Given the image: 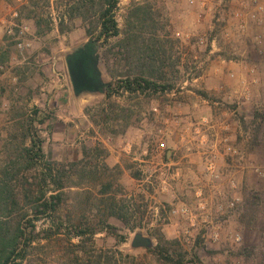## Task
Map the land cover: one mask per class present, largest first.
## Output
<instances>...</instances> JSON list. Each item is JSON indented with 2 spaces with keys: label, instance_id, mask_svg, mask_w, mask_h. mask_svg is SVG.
Listing matches in <instances>:
<instances>
[{
  "label": "rangeland",
  "instance_id": "1",
  "mask_svg": "<svg viewBox=\"0 0 264 264\" xmlns=\"http://www.w3.org/2000/svg\"><path fill=\"white\" fill-rule=\"evenodd\" d=\"M36 1L53 17L48 31L40 32L33 19L21 16L29 0H0V169L14 158L17 146L30 143L27 126L33 118L49 160L79 161L84 147L107 150L106 163L119 165L107 173L113 175L114 191L118 197L134 198L145 213L127 223L110 217L112 231L103 229L94 213L88 226L96 229L95 235L76 236L74 225L82 208L88 209V195L90 207L100 199L86 177L69 190V203L63 204L58 221L32 215L36 228L23 264H116L112 256L118 252L134 255L137 264H176L161 262L151 248L132 246L135 234L142 232L153 238L154 248L158 228L180 242L185 264H264V176L259 174L264 172V36L259 42L262 26L248 19L247 27L238 30L232 16L247 0H206L204 7L189 0H119L115 17L120 33L108 41L88 35L89 23L81 17H66L62 32L60 0ZM14 9L19 15L12 19ZM11 21L28 26L29 47L20 49L8 37ZM90 40L98 42L103 82L111 85L123 74L144 73L169 88L133 95L109 94V88L77 92L67 55ZM143 40L157 42L154 70L153 60L146 65L138 60L137 46L142 44L145 54ZM250 65L257 68L256 85L251 83ZM245 81L252 90L250 99L230 103L225 96H239ZM245 104L251 107L250 116L232 113ZM234 118L239 126L231 127L232 142L246 161L225 152L220 142L222 125ZM249 129L251 136L246 134ZM204 151L215 153L221 179L206 173ZM132 172H140V177ZM171 182L178 187L171 190ZM198 187L204 189L207 219L213 222L219 218L218 204L226 205L235 194L242 198L235 212L219 218L216 242L203 236L206 223L199 215ZM252 202L258 207L256 216L247 210ZM183 205L191 215L172 212ZM236 232L241 242L231 239Z\"/></svg>",
  "mask_w": 264,
  "mask_h": 264
},
{
  "label": "trees",
  "instance_id": "2",
  "mask_svg": "<svg viewBox=\"0 0 264 264\" xmlns=\"http://www.w3.org/2000/svg\"><path fill=\"white\" fill-rule=\"evenodd\" d=\"M60 2L64 6V11L58 16L62 32L66 27V17L70 20L81 17L89 23L86 28L88 35L96 34L97 39L104 41L119 35L120 28L115 17L119 0H60ZM22 15L33 19L40 32L48 31L53 20L51 14L39 8L36 0H29V3L23 5ZM135 41L138 42L139 39ZM156 43V41L149 43L143 40L145 54L142 53V44L137 46L139 62L146 65L153 60L151 63L153 70L156 67ZM148 50L151 51L150 55ZM148 57L151 58L146 61ZM108 88L109 94L114 91L120 95L125 92L133 95L148 90L156 91L158 88L166 90L169 86L157 84L144 73H128L120 76L115 84L109 85ZM37 113V110H34V114L37 115ZM29 121L27 130L30 133V143L17 146L14 158L0 169V264L24 263L27 248L33 241L31 234L36 228L32 215H36V219L46 215L52 221H58L63 204L69 203V190L81 185L83 183L81 181L86 177H88V187L97 189L100 199L94 207H90L91 197L88 195V209L82 208V212L77 217L79 222L74 225L76 236L81 237L88 233L90 237L95 235L96 229L88 226L94 213L98 223L103 225V229L108 228L110 231L115 228L109 222L110 217L119 218L127 223L140 213H145L134 198L118 197L114 191L113 175L109 178L107 173L119 168V165L110 167L106 163L107 150L96 149L95 151L94 149L92 152L90 148L84 147V157L79 161L49 160L43 148L44 140L34 130L36 129L35 120L31 118ZM132 175L139 178L140 172H132ZM257 209L258 207L252 202L247 210L256 216ZM203 233L205 234L203 236L209 237L207 229L203 230ZM156 238L158 243L148 250L154 252L161 262L185 264L186 252L183 251L177 239H169L162 228L156 230ZM200 238L201 236L198 238V243ZM116 255L112 256L115 257L116 264L120 262L121 264H137V259L132 254L118 252ZM102 257V255L99 256V261ZM98 264L101 263L98 262Z\"/></svg>",
  "mask_w": 264,
  "mask_h": 264
},
{
  "label": "built area",
  "instance_id": "3",
  "mask_svg": "<svg viewBox=\"0 0 264 264\" xmlns=\"http://www.w3.org/2000/svg\"><path fill=\"white\" fill-rule=\"evenodd\" d=\"M189 2L190 3H199L202 5V7L207 5L206 0H189ZM244 6H245L244 9L240 10L237 8L232 13V16L237 21V28H238V30L245 29L247 27V24H248L247 19L251 22L258 23L259 25L262 26V31L257 36L259 39V42H261V39L264 36V2L262 0H247ZM12 15H13L12 19L17 18L19 15L18 10L14 9L12 11ZM10 23L13 26H9V28L7 30L8 37L9 38L11 37L16 42L17 47H19L20 49L29 47L31 44L25 38V34L29 30L28 26L23 25V24L18 25L14 21H11ZM256 72H257L256 66L250 65L249 73L252 74V76H253L251 83H253L254 85L259 83L258 77L255 76ZM231 76L234 77L235 73L232 72ZM244 84L245 85H244L243 91L239 92V94H240L239 96L237 94H234V93H231V94L225 96L230 103H238L239 101L234 102V101H236V98L239 99L241 97H244V99H246V100L250 99L252 90L249 88L248 84L246 85V81L244 82ZM232 113L235 116L241 114L239 106H237L236 108H233ZM203 121H204V123H207V119H204ZM259 121H260V118L253 125L252 131L256 128L257 124H259ZM221 128L223 129V135H222L220 142L223 143V148H224L225 152H227L228 154H230L233 157L238 156V157L243 158V154L240 152V150L238 148L235 147V145L232 142V134H231L230 124H223ZM250 133L251 132L249 129L248 132L246 133L247 136H251ZM160 145H161L160 147H162V148L165 147V142H161ZM203 155H204L206 173L209 174L212 178H214L216 180L221 179V176H220V173L218 170V166H217V162L215 159V157H216L215 153L204 151ZM259 174L264 176V172L261 170L259 171ZM231 183H233V187L236 186V184H235L236 182L234 180H232ZM196 194H197V198H198V202H199L200 213L205 215V217H206V220L204 221L206 223L205 228L209 232L210 239L212 241L216 242L220 238V227L222 225L219 223V218H223V217L225 218L226 216H230L231 213L235 212L238 209L239 205L241 204L242 198L239 194H235L231 197V199L228 202H226V205L218 204L216 211L218 214L217 216L219 218L216 222H213L212 220L207 219L209 202L205 198L204 189L202 187H198ZM172 212H181V214L184 216L191 215L190 209L185 205H183L179 208L178 207L174 208L172 210ZM193 225H195V224H193ZM185 233H186V235H189L188 234L189 230H186ZM231 239H233V241H235V242H241L242 236L239 232H236V233L231 235Z\"/></svg>",
  "mask_w": 264,
  "mask_h": 264
},
{
  "label": "water",
  "instance_id": "4",
  "mask_svg": "<svg viewBox=\"0 0 264 264\" xmlns=\"http://www.w3.org/2000/svg\"><path fill=\"white\" fill-rule=\"evenodd\" d=\"M88 42L89 44H93L96 46V53L93 56V63H91V67L94 69V75L91 77L86 76L85 68L83 66L82 61L78 63V69L77 70H72L70 71L71 79L74 85V88L79 84L83 82H88V87H93V90L98 91L100 88L104 87L105 85L109 86L108 83L101 81H94V77H101L102 76V71L99 68L100 64V54L98 53V42L95 40H90V41H85L80 43L79 45L73 47L71 49V52L67 55V57H70L72 52L81 50ZM77 91V90H76ZM154 245L153 243V238L150 236H147L143 234L142 232H137L133 238L132 241V246L134 248H139V247H144V248H152Z\"/></svg>",
  "mask_w": 264,
  "mask_h": 264
},
{
  "label": "flooded vegetation",
  "instance_id": "5",
  "mask_svg": "<svg viewBox=\"0 0 264 264\" xmlns=\"http://www.w3.org/2000/svg\"><path fill=\"white\" fill-rule=\"evenodd\" d=\"M96 53V46L93 44H89L88 42L87 44L78 51H74L72 52V54L70 55V57H67V65L69 68V71L77 70L78 69V63L80 61H82L83 66L85 68V72H86V76L87 77H91V76H95L94 75V69L93 67H91V63H93V56ZM102 76L101 77H94V81H101ZM104 88H108L107 85H105L104 87L100 88V90L104 89ZM75 89L77 90V92H85V91H91L93 90V87H88V82H83V83H79Z\"/></svg>",
  "mask_w": 264,
  "mask_h": 264
},
{
  "label": "crops",
  "instance_id": "6",
  "mask_svg": "<svg viewBox=\"0 0 264 264\" xmlns=\"http://www.w3.org/2000/svg\"><path fill=\"white\" fill-rule=\"evenodd\" d=\"M234 66H235L236 68H238V65H237V64H234ZM262 68H263V70H264V62H262ZM263 74H264V72H263ZM250 109H251L250 105H246V104H245V105L242 107L241 112H242V113H246V114H248V115L250 116ZM222 113L227 114L226 112H222ZM228 113H229V119H231V116L233 117V114H232L231 112H228ZM246 117H247V116H246ZM235 119H236V118H234V120H235ZM245 119H246V118H245ZM234 120H233V119H232V121L230 120L229 124H230L231 127L234 128V130H236V126L239 124V122H238L237 119H236L235 121H234ZM238 126H239V125H238ZM233 128H232V129H233ZM167 154H168L167 157L170 159V156H171V155H170L169 150H168ZM238 160H239V161H241V160L246 161V160H247V159H246V154L243 155V158L238 157ZM174 186L178 187L176 184L174 185L173 182H171V183L169 184V187H170L171 190L174 189ZM181 187L187 189L186 187H183V186H181ZM199 215H200V217H201V221L204 222V221L206 220L205 215H203V214H201V213H199ZM191 221H192V225H193V224H196V222L194 221V218L191 219Z\"/></svg>",
  "mask_w": 264,
  "mask_h": 264
}]
</instances>
